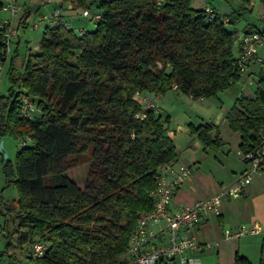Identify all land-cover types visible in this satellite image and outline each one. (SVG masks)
Instances as JSON below:
<instances>
[{
    "label": "trees",
    "instance_id": "16d2710c",
    "mask_svg": "<svg viewBox=\"0 0 264 264\" xmlns=\"http://www.w3.org/2000/svg\"><path fill=\"white\" fill-rule=\"evenodd\" d=\"M60 1L72 11L98 10L101 18L84 36L47 27L39 52L28 56L21 72L12 59L11 87L0 96V141L13 134L31 142L12 163L0 151L6 184L18 189L17 199H0L6 241L0 264H22L18 247L32 250L37 241L48 245L45 255L35 261L30 252L24 264H122L139 215L154 208L160 167L179 158L170 118L144 109L135 95H165L176 85L174 90L197 101L237 82L243 72L233 53L236 24L250 11V0H240L230 14L213 9L212 16L192 8V0ZM252 32L264 29L248 25L242 33ZM260 64L254 97L238 98L226 114L229 128L240 135L242 154L264 141ZM23 95L36 104L39 117H23ZM189 130L205 148L225 145L213 123ZM77 154L90 158L71 174L75 166L64 163ZM235 263L251 264L240 255Z\"/></svg>",
    "mask_w": 264,
    "mask_h": 264
},
{
    "label": "built area",
    "instance_id": "2783aa9c",
    "mask_svg": "<svg viewBox=\"0 0 264 264\" xmlns=\"http://www.w3.org/2000/svg\"><path fill=\"white\" fill-rule=\"evenodd\" d=\"M0 55L3 61L0 64V75L4 66L13 53V47L18 39V28L16 17L21 10L19 0H0ZM207 15L212 16L213 9L207 8ZM63 10L54 9L51 13L37 16L34 28L44 23L50 28L65 27L74 29L63 21ZM82 16L89 17L92 21L101 18L98 10H82ZM22 16H19L21 20ZM76 33L84 36L86 31L78 29ZM240 42L241 51L237 56L238 67L241 72L247 71L250 65L257 60L259 48L264 46V33L252 32L243 35ZM3 64V66H2ZM177 88L176 85L173 86ZM145 93H137L135 100L144 109L158 111L157 104L150 102V98L143 96ZM154 95V94H151ZM156 98L160 95H154ZM22 115L25 118H32L34 104L27 96H22ZM142 117V116H140ZM264 140V138H263ZM31 142L29 136L21 139L20 146L25 147ZM246 170L237 180L228 186H224L207 198L197 201L176 212H171L169 207L175 192L183 186V183L191 173L188 167L168 164L164 171H161L155 178L157 189L152 193L154 208L149 213L139 215L136 227L130 235L126 254L123 255L122 264H204L201 254L205 249L218 248V243H200L191 231L199 226L200 218L204 213H220L222 202L239 198L246 187L252 183L256 175H260L264 169V141L259 149L249 154H243ZM1 220V219H0ZM3 227L0 221V236ZM262 232L260 224L253 222L251 225H244L237 229L226 230L225 240L241 239L244 236H257ZM31 258L37 260L43 258L48 245L42 242L32 244ZM36 264V263H35Z\"/></svg>",
    "mask_w": 264,
    "mask_h": 264
},
{
    "label": "rangeland",
    "instance_id": "374dc122",
    "mask_svg": "<svg viewBox=\"0 0 264 264\" xmlns=\"http://www.w3.org/2000/svg\"><path fill=\"white\" fill-rule=\"evenodd\" d=\"M58 0H50L48 7L42 6L43 0H19L20 7H24V3H27L30 8V14L26 19V13H22V8L19 11L18 17H16V24L18 30V38L19 43H21L17 47V41L13 47V53L8 58L5 66L4 71L1 72L0 75V96H5L8 94V89L11 87L10 81V68L12 59L14 57V67L18 72L23 71L24 66L27 62L28 56L30 54H36L39 52L40 44L43 40L44 32L48 25L41 23L36 28L34 25L36 23V18L39 15L44 14V12H49L55 7H59ZM240 0H192V8L195 9H207V7L215 9L218 13L230 14L234 10H238L240 8ZM250 11L244 14L240 19H238V23L236 27L240 31L239 36L236 38L234 43V50L233 53L236 56L238 54V47L237 42L241 40L243 35V29L248 25L255 27L257 30L264 29V5L262 4L261 0H250L249 3ZM47 8V9H46ZM22 16L21 20L19 16ZM68 21L73 24L74 31H77L79 28H83L86 31H92L96 28L95 22H93L89 17H84L79 15L78 17H69ZM25 22V23H24ZM50 28V27H49ZM18 50V54L15 56V51ZM260 59L264 62V46L259 48L258 50ZM253 64V63H252ZM247 69V71L241 73V78L232 83L227 89L222 92H219L216 96L211 98H200L197 101L192 100L189 96L183 95L177 90H170L165 95H160V97H155L154 95L145 93L143 96L149 97L151 103H155L158 106L157 114H161L162 118L166 119L167 116L170 117V122L168 125V131L170 136L176 135L175 139L173 140L174 144L177 148V153L183 158L184 161L187 159L190 162L200 161L201 155L206 153L196 152L192 146H186L185 143L188 139L187 135L183 136V132L180 130L181 126L189 125L190 123L193 125H199L200 122H209L206 120H210L212 115H215L216 112L219 110L220 107L227 110L231 106L237 104V94L239 91H243L245 89L249 90H256V81L258 79V74L260 70V63L259 65H252ZM3 66V64H2ZM162 67V65H160ZM250 72L254 73V77L252 76L251 80H249ZM241 95V94H239ZM30 100V99H29ZM34 104L33 111L31 112L33 119L40 116V112L36 108V104ZM221 104V105H220ZM190 127H188L189 129ZM220 135L227 141V147L230 151V159L227 160L224 166L213 165V159L211 156L216 154L215 150H209V154H207L210 159L207 161H203V166L205 169L211 170L215 172L217 170L223 172V168L226 170L227 174H231L230 168L233 166H241V158L240 155L237 154L236 150L237 147L235 146L236 141L239 140V134L234 133L231 128H229L226 121L220 123ZM1 141L4 142L5 153L8 155V159L12 162L15 161L17 153L21 150V139L13 134H7L4 136ZM193 145V144H192ZM90 156L88 154H77L73 157L68 158L64 163L65 166L74 165V170H71V174H75L82 169L83 164L85 165ZM183 161V162H184ZM85 169V167H84ZM203 170V169H202ZM87 171V170H86ZM85 171V172H86ZM204 171V170H203ZM201 175H205L204 172H201ZM78 174V173H76ZM83 174L79 177H82ZM78 177V178H79ZM84 177V176H83ZM201 178V176H198ZM1 196L5 200L17 199L18 198V189L16 186H7L4 174L2 172L1 167V159H0V199ZM3 235V234H2ZM1 235L0 237V250L5 246L6 241L4 237ZM31 252V246H25L24 248L18 247L17 256L21 263H25L27 259V255ZM232 255L229 256L227 253V257L230 259ZM226 264H233L232 262L224 260Z\"/></svg>",
    "mask_w": 264,
    "mask_h": 264
},
{
    "label": "crops",
    "instance_id": "0c3cea01",
    "mask_svg": "<svg viewBox=\"0 0 264 264\" xmlns=\"http://www.w3.org/2000/svg\"><path fill=\"white\" fill-rule=\"evenodd\" d=\"M43 1L44 2H42V6L48 7L50 0ZM57 2L59 3V7H55L46 13H51L54 9L61 8L63 10V21L73 27V24L68 21V18H76L79 15L82 16V11H72V5L70 4L69 5L71 6V9L65 10L62 6V2L60 0H58ZM21 8L23 14L24 12L30 14V8L27 3H24V7ZM46 13L44 12V14ZM23 14L21 16H23ZM79 29L86 31L83 28ZM19 40L20 39L18 38V46L21 44L19 43ZM237 47L238 54L236 56H238L241 51L240 42H237ZM261 62H263V60L260 59L258 53V58L253 62L252 65H259V63ZM250 73L251 74L249 76V80H251L252 76L254 75L253 72ZM255 87L257 90V83ZM256 90L252 91L249 89H245L243 91H239L236 99L238 100V98L242 96L252 98L254 97ZM233 106H231L227 110H224L223 107H220L216 114L211 116L210 120L206 118V120L209 122H200V124L213 123L220 127V123L224 121L227 122L226 114ZM199 125L196 126L190 123L189 125L180 127V130L183 132V136H188V139L185 142L187 144L186 146H189L191 144L190 146H192L196 152L201 151L202 153L206 154L201 155L199 159L200 161L196 160L194 162H190L188 159L184 161L183 158L177 153L179 158L176 162L173 163L188 167L189 170H191V173L183 183V186L180 187L172 197L173 200L169 207L171 212H176L177 210H180L197 201L207 198L211 194L215 193V191L224 186L233 184L237 180V178L247 169L243 158L244 155L239 149V145L241 142L240 135L239 140L236 141L235 146L237 147L236 152L238 155H240L241 158V166L235 165L230 168L231 174H227L224 168L223 172L222 170L221 172H217V170L213 172L211 170H208L207 168L205 169L204 167H202L203 161H207L210 159V157L207 155L209 154L208 149L210 148H205L204 144L201 143V141L198 140L196 136L191 135L190 130L188 129V127L190 126L198 127ZM175 136L176 135L174 134L171 136V138L174 140ZM222 140L225 143L223 147L219 149H210L217 152L216 154L211 156V158L214 160L212 163L213 165L217 162L218 165L220 164L224 166V162L226 163L227 160L230 159L229 154L231 150L226 148L228 142L224 141L223 138ZM165 167L166 166L160 167L159 172L164 171ZM218 167L220 168V166ZM201 172H204L205 175H201ZM198 176H201V178H199ZM219 210V214L204 213L200 218L199 226L191 231L194 238H196L200 243L204 244L206 242H212L219 244L218 248H210L204 250V252L200 255L202 262L204 264H226L224 263V260H226V262L230 261L233 264H236V256L240 255L241 257L246 258L251 264H260V258L263 249L262 247H264V169L260 175H256L253 178L252 183L246 187L241 197L232 198L222 202ZM253 222H258L262 228V232L260 234H257V236H244V238L241 239H231L230 241L225 240L224 233L226 230L237 229L240 227H244V225L248 226ZM227 253L229 254V256L232 255L230 259L227 257ZM26 262L27 260H25V263Z\"/></svg>",
    "mask_w": 264,
    "mask_h": 264
},
{
    "label": "water",
    "instance_id": "95a60500",
    "mask_svg": "<svg viewBox=\"0 0 264 264\" xmlns=\"http://www.w3.org/2000/svg\"><path fill=\"white\" fill-rule=\"evenodd\" d=\"M63 8L65 10H68V9H71V6L69 4H67V3H65L63 5ZM0 151L4 153L5 159H8V155L4 152V142L3 141H0Z\"/></svg>",
    "mask_w": 264,
    "mask_h": 264
}]
</instances>
